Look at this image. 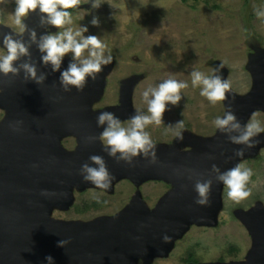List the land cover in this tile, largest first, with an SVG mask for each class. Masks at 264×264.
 Listing matches in <instances>:
<instances>
[{
    "label": "water",
    "instance_id": "obj_1",
    "mask_svg": "<svg viewBox=\"0 0 264 264\" xmlns=\"http://www.w3.org/2000/svg\"><path fill=\"white\" fill-rule=\"evenodd\" d=\"M38 11L30 12L23 20L37 32V37L53 28L39 25ZM12 32L15 31L1 26V44L3 34ZM23 38L28 39L27 32ZM30 52L37 74L46 75L42 84L25 81L22 71L15 77L0 73V108L6 111L0 121V264H48L47 256L53 258L52 264H136L140 256L150 261L167 255L174 240L189 224L216 223L223 184L215 180L211 166L215 164L221 171L236 166L244 154L255 152L264 135L255 137L258 142L254 147L245 148L232 144L226 134L217 130L206 138L183 132L184 139L179 143L189 146L188 151L156 146L155 163L142 157L134 158L132 165L117 163L103 151L99 139L89 138L98 137L106 127L96 124L100 112H113L120 120L135 114L131 87L141 75L123 81L117 104L91 110L92 103L102 96L104 78L111 65H105L95 81L89 78L82 92L74 87L65 92L59 76L70 60L63 58L60 70L53 72L50 66L41 64V53L35 45ZM218 66L221 64L216 62L215 67ZM248 68L252 74L251 89L243 95L230 89L228 99L223 102L224 112L231 104L242 125L255 109L264 107V53L252 56ZM224 72L221 68L222 79ZM17 121L19 131H14L9 125ZM68 134L74 135L77 141L76 147L69 151L61 146L62 138ZM240 148L245 149L244 153L236 156L235 150ZM90 155L104 158L113 176L110 186L128 176L164 179L172 188L153 208L134 197L123 210L111 216L90 221L51 218L54 207L67 208L71 204L74 186L92 185L83 181L79 172L83 163L91 164ZM186 169L202 175L189 180L186 174H179ZM196 179H212L210 204L195 203ZM45 191L54 195H42ZM236 215L251 237L245 257L190 264H264V207L256 202L249 209H238ZM164 236L169 237L167 242ZM60 240L68 243L58 246Z\"/></svg>",
    "mask_w": 264,
    "mask_h": 264
},
{
    "label": "rangeland",
    "instance_id": "obj_2",
    "mask_svg": "<svg viewBox=\"0 0 264 264\" xmlns=\"http://www.w3.org/2000/svg\"><path fill=\"white\" fill-rule=\"evenodd\" d=\"M70 11L73 23L67 27H87L84 36L96 35L107 45L113 60L110 71L104 78L102 96L94 101L91 110L117 104L123 81L133 75H141L131 87L132 107L144 114L147 105L142 99L143 91L156 86L169 77L188 83L183 89L177 106L169 104L163 113V124L149 125L147 131L156 146L166 149L188 151L190 147L179 143L170 129L182 120L183 132L206 138L216 129L213 120L224 114V104L212 105L200 95V88H193V70L205 75L215 74V63L219 62L224 79L230 82L231 90L238 95L246 94L252 86V74L248 68L252 56L264 53V20L257 18L255 7L264 8V0H213L217 5L193 0H105L100 7L92 8L91 0ZM115 7L111 6L110 4ZM15 0L0 5V28L6 26L17 32L14 23ZM93 17L98 26L91 24ZM64 29L53 27L49 33ZM6 49L0 42V56ZM64 59L71 60V53ZM0 108V121L5 115ZM134 115V114H133ZM255 117L264 125V107L255 109L246 123ZM129 118L121 120L126 126ZM264 135V132L261 133ZM77 141L68 134L61 146L73 150ZM252 170L248 183L250 196L235 203L227 197V188L221 189V207L216 223L208 225L189 224L184 233L176 238L170 252L146 261L138 257L136 264H185L180 255L191 248L201 262L243 259L251 246V237L236 215L238 209H249L260 202L264 207V140L255 152L244 154L236 163ZM172 188L169 181L160 178L133 179L124 176L116 180L107 190L93 185L74 186L71 204L67 208L54 207L51 218L90 221L119 213L134 197H139L148 208L155 207ZM230 245L235 252L228 250ZM225 260V261H226ZM190 264V263H189Z\"/></svg>",
    "mask_w": 264,
    "mask_h": 264
},
{
    "label": "clouds",
    "instance_id": "obj_3",
    "mask_svg": "<svg viewBox=\"0 0 264 264\" xmlns=\"http://www.w3.org/2000/svg\"><path fill=\"white\" fill-rule=\"evenodd\" d=\"M89 2L86 0L85 3ZM105 0H91V7L98 8ZM108 2V0H107ZM8 0H0V5L7 4ZM15 10L13 13L14 23L19 26V31L4 33L2 44L6 49V54L0 56V73L8 77L9 74L15 77L21 71L25 81L32 80L37 84H42L46 79L44 72L37 74V67L31 60L30 48L35 45L41 53L40 62L43 66H50L53 72L60 70L63 58L71 53V60L65 70L60 72L59 83L65 92L75 88L82 92L91 78L95 81L98 74L103 70V66L112 62L113 57L110 52L106 54L107 45L96 35L84 36L88 29L80 26L77 29L67 27L73 23L69 9L78 8L82 0H15ZM110 4V3H109ZM115 7L114 5L110 4ZM38 11L39 25L41 27L53 26L57 29H64L55 34L46 33L37 37V32L29 28L23 20L30 12ZM257 18L264 20V8L254 6ZM91 24L98 26L99 21L93 17ZM28 33V39L24 40V33ZM15 35H14V34ZM26 58V59H22ZM19 61V63H17ZM222 66L215 69V74L205 75L193 70L191 75V85L193 88H200V95L208 102L215 105L228 99L230 92V82L222 79L219 75ZM188 87V83L178 81L172 77L163 80L156 86L149 85L142 93V99L147 105V115L137 111L131 116L125 126L121 120L109 111L100 112L96 117L98 127L106 125L98 137H90V140L99 139L103 146V151L113 158L117 163L123 161L132 165L134 158L142 157L149 163L156 162V144L150 134L145 131L149 125L163 124V113L168 110V105L177 106L182 98V90ZM19 121L9 126L14 131H19ZM213 125L217 131L226 134L227 139L236 145H243L245 148H252L258 142L255 140L260 133L264 132V125L256 119L251 118L243 125L231 110V104L227 106L223 117L217 116L213 120ZM184 124L180 120L171 127L172 134L177 141H182ZM244 148L236 149L235 155L242 156ZM212 158V157H209ZM89 161L81 165L79 172L83 181L90 182L97 188L107 190L111 185L113 176L110 173L104 158L100 155H90ZM94 165V166H93ZM210 172L215 174V180L222 182L227 188L229 200L240 203L247 199L251 190L248 183L252 176V170L242 165H236L225 171L213 164ZM181 175H187L189 180L202 175L194 169H186ZM212 179H196L193 185L197 196L195 203L198 205L210 204V193ZM42 195H54V193L42 192ZM167 242L169 237L164 236ZM67 240L58 241V246L63 247ZM46 261L52 264L53 258L47 256Z\"/></svg>",
    "mask_w": 264,
    "mask_h": 264
},
{
    "label": "trees",
    "instance_id": "obj_4",
    "mask_svg": "<svg viewBox=\"0 0 264 264\" xmlns=\"http://www.w3.org/2000/svg\"><path fill=\"white\" fill-rule=\"evenodd\" d=\"M182 1H185V0H182ZM198 1H201V0H193V2H195V3H197ZM202 1H204L206 4H212V6L214 8H217V5L215 3H212L213 0H202ZM74 9L75 8L69 9L68 11H73ZM228 250L230 252H235L237 249H236V247L234 245H230L229 248H228ZM194 254H195L194 251L193 252L192 251H189L188 256L185 258V261L186 260L187 261H193L192 263H196V258L194 257ZM216 260L224 261L225 258L220 256Z\"/></svg>",
    "mask_w": 264,
    "mask_h": 264
},
{
    "label": "flooded vegetation",
    "instance_id": "obj_5",
    "mask_svg": "<svg viewBox=\"0 0 264 264\" xmlns=\"http://www.w3.org/2000/svg\"><path fill=\"white\" fill-rule=\"evenodd\" d=\"M118 102V101H117ZM116 104V103H115ZM189 251H192L193 252V250L191 249V248H187V249H185V251H184V253L183 254H181L180 255V261L181 262H183V263H185V264H189V263H192L193 261H185V258L188 256V253H189ZM195 257V256H194ZM196 258V262H201V260H203V259H199L198 257H195ZM226 260V259H225ZM231 260V259H230ZM212 261V260H211Z\"/></svg>",
    "mask_w": 264,
    "mask_h": 264
},
{
    "label": "bare ground",
    "instance_id": "obj_6",
    "mask_svg": "<svg viewBox=\"0 0 264 264\" xmlns=\"http://www.w3.org/2000/svg\"><path fill=\"white\" fill-rule=\"evenodd\" d=\"M104 68H105V66H103V70H104ZM103 70H102V71H103ZM240 215H241V214H240Z\"/></svg>",
    "mask_w": 264,
    "mask_h": 264
}]
</instances>
